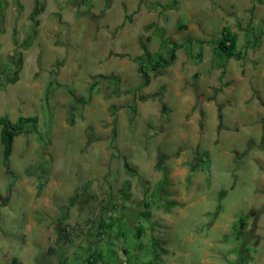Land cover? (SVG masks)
<instances>
[{"label": "rangeland", "instance_id": "obj_1", "mask_svg": "<svg viewBox=\"0 0 264 264\" xmlns=\"http://www.w3.org/2000/svg\"><path fill=\"white\" fill-rule=\"evenodd\" d=\"M224 27L238 46L221 69L212 45ZM263 27L264 0H0V118L38 120L14 139L11 175L0 142V264L71 259L87 244L56 243L62 208L79 234L129 181L122 203L136 215L162 168L177 205L149 208L161 264H264ZM156 28L185 44L153 76L147 66L167 57ZM142 55L150 82L131 110Z\"/></svg>", "mask_w": 264, "mask_h": 264}, {"label": "trees", "instance_id": "obj_2", "mask_svg": "<svg viewBox=\"0 0 264 264\" xmlns=\"http://www.w3.org/2000/svg\"><path fill=\"white\" fill-rule=\"evenodd\" d=\"M91 0H80L81 4L90 2ZM252 22H248V26L251 27ZM185 26L180 25L179 29H184ZM264 28V27H263ZM155 36L161 47L166 48V58L161 55H157V60L150 67V71L153 76L156 75L158 68H165L169 66L176 57V51L182 49L185 43L178 44L171 40L164 38L163 34L159 32V28L155 29ZM158 32V33H157ZM254 40H258L259 34H253ZM32 36H28L23 42V47H27V42L32 40ZM200 44H202L200 42ZM169 45V46H168ZM249 45V42H248ZM214 54L219 51L222 57L225 59L223 65L219 68L225 67L226 61L233 57L234 52L238 46V35L224 27L220 33V38L217 40L216 45H212ZM213 54V55H214ZM145 55L140 57V71L142 73V82L136 89L129 91L133 94V102L129 106L131 110L135 109V103L138 99L136 91L148 85L150 82L149 74L144 72L148 59L144 58ZM164 62V64H162ZM224 74V70H222ZM102 80L113 81L114 77H101ZM96 83L93 84V86ZM135 91V92H134ZM71 95L72 92H71ZM137 97V98H136ZM76 105H82V98L73 97ZM143 101V98L140 97ZM110 116L112 117V125L117 122V112L114 107L110 109ZM37 118L35 117H18L15 121H10L6 118H0V142L2 145V159L3 166L8 171V175H11L7 160L10 157L13 149L14 139L20 135H30L36 133L35 125L37 124ZM114 132V127L113 130ZM43 174L44 169H42ZM161 172L160 180L155 184V188L152 193L146 194V198L143 199L142 205L144 211L137 213L136 215H128L124 212L123 199L126 201L129 197L127 193L130 188V182L125 181L123 183V189L120 194L123 199H116L110 197L106 202V205L102 207L100 214L95 220H87L85 222L86 230L82 228H73V230L79 232V234L69 233L65 229V221L68 219V206L62 208V215L56 220V243L58 245L69 244L72 245L78 240L82 243H86L87 246L82 248L77 246L73 257L71 259L63 258L61 264H161V256L166 254V250L163 248V242L154 237L152 233V226L149 224V208L155 207L162 209L163 211H169L176 204L173 200H167L170 198L168 192V186L170 184L169 171L166 168L159 170ZM43 176V175H42ZM38 177L36 193L39 195L45 186V180ZM218 215V210L213 212L210 222L214 221ZM92 223V225L90 224ZM132 223L133 225H131ZM247 226V221L244 218H238L234 224V232L238 234ZM242 234V233H241ZM81 236V237H80ZM97 236V237H96ZM78 237V238H77ZM100 239V242L98 240ZM103 240V241H102ZM99 243H105L106 249L102 250ZM230 264V263H227Z\"/></svg>", "mask_w": 264, "mask_h": 264}, {"label": "crops", "instance_id": "obj_3", "mask_svg": "<svg viewBox=\"0 0 264 264\" xmlns=\"http://www.w3.org/2000/svg\"><path fill=\"white\" fill-rule=\"evenodd\" d=\"M261 38H262V37H260V39H259V42H260V41H262V39H261ZM228 60H229V59H228ZM226 62H227V61H226ZM162 64H164V62H163ZM169 66H170V65H169ZM167 67H168V66H167ZM165 68H166V67H165ZM162 69H163V68H162Z\"/></svg>", "mask_w": 264, "mask_h": 264}, {"label": "water", "instance_id": "obj_4", "mask_svg": "<svg viewBox=\"0 0 264 264\" xmlns=\"http://www.w3.org/2000/svg\"><path fill=\"white\" fill-rule=\"evenodd\" d=\"M145 57H147V56H145Z\"/></svg>", "mask_w": 264, "mask_h": 264}]
</instances>
